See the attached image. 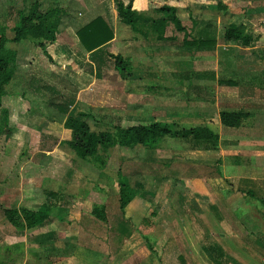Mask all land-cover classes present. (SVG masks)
I'll return each instance as SVG.
<instances>
[{
	"label": "crops",
	"instance_id": "obj_1",
	"mask_svg": "<svg viewBox=\"0 0 264 264\" xmlns=\"http://www.w3.org/2000/svg\"><path fill=\"white\" fill-rule=\"evenodd\" d=\"M148 1L131 0L132 8L153 18L164 16L150 9ZM197 1L206 2L190 0L186 8ZM57 4L64 12L56 33L58 43L51 52L58 58L72 59L80 74L52 69L30 43L11 47L16 50V63L0 107V111L2 108L8 111L10 128L0 144V200L6 202L0 206V230L6 228L9 232L6 241L0 244L5 250L0 264H188L184 257L189 252L191 262L198 264L199 250L211 264H258L259 253L253 252V248L264 251V234L256 238L251 234L264 233V137L260 140L250 137L255 133L252 125H256V112L249 111L237 127L222 126L219 117L211 120L218 128L217 149L185 150L183 160L196 171L166 176L172 188L164 197L150 190L148 182L144 187L140 180L131 186L134 195L123 212L119 207L118 186L117 193L99 187L104 191L92 194L90 184L83 196L78 195V177H83L77 175V166L89 159L77 157L65 144L71 132L64 127V121L67 116L78 117L80 111H86L84 100L90 85L98 80L96 77L105 64L111 62L106 53L112 52L116 25L124 33L127 29L132 31L131 35L118 39L117 51L130 63L127 71H118L123 80L130 75L138 81L157 80L155 73L170 72L173 59L167 47L162 49L152 44L156 33L149 23H139L134 30L121 22L113 0H57ZM96 18L105 21L113 37L87 51L79 42L77 31ZM158 61L163 62L159 69L154 64ZM237 85L236 82L231 88ZM63 86L67 88L65 91ZM46 93L50 94L49 98ZM236 97L226 101L217 113L221 110L248 113L242 107L232 108L231 103L256 105L252 97L245 100ZM68 100L72 104L62 114V103ZM212 101L216 107L220 104ZM168 104L169 101L163 104L165 118L174 111H170ZM232 131L233 141L225 143L222 133ZM145 160L158 161L155 152L145 156ZM94 169L91 171L94 183L103 179L101 185L110 187L111 178L101 171L103 168ZM48 192L58 195L49 197ZM87 199L96 202L90 211L76 208L77 202ZM42 204L51 208L48 221L31 228L12 225L2 212L4 208L36 210ZM94 206L103 209L104 221L92 213Z\"/></svg>",
	"mask_w": 264,
	"mask_h": 264
},
{
	"label": "rangeland",
	"instance_id": "obj_2",
	"mask_svg": "<svg viewBox=\"0 0 264 264\" xmlns=\"http://www.w3.org/2000/svg\"><path fill=\"white\" fill-rule=\"evenodd\" d=\"M35 1L39 3L40 9H45L50 3L52 4L50 0H0V27H5L3 29L5 36H13L11 28L17 20L19 11L26 12ZM216 1L218 0H206L210 3L209 5L206 2L199 4L197 1L198 3H192L189 9L185 8L177 12L183 25L188 29L191 27L190 16L197 20H209L216 26L217 36L219 34L220 39L217 38V44L213 51L189 53L181 49L180 43L183 32L175 31L172 24L168 22L165 35L174 36L175 39L166 42L156 39L152 41V44L162 49L167 47L169 52L172 53L173 61L170 72L167 70L166 73L159 74V71H157L155 73L157 80L152 78L146 81H138L136 77L131 75L123 80L114 68L112 60L105 64L100 70V76L96 77L98 80L90 85L88 96L85 100L83 99L87 104L83 107V110L93 114V119L88 120V124L93 131H114L113 125L115 124L126 127L133 124L148 123L153 119L167 120L168 123L176 124L179 128L206 122L213 125L215 122L211 120L218 118L217 109L224 108L226 101H230L232 96H237L236 98L241 100H245L247 97L248 99L253 98L257 106L242 105L241 103H231L232 105H230L232 108L242 107V109L248 110V115L249 111L253 114L256 112L254 115L257 120L254 121L256 125H252L255 128V130L253 129L255 133L250 137L255 140L264 137V0H225L226 3L220 0L224 9L217 8L214 5ZM120 24L126 26L123 23ZM229 25L242 26L245 33L251 35L253 40L249 46H242L240 42L226 43L222 39L223 30ZM127 30L124 33L116 25L115 40L111 45L113 53H119L117 47L120 36L127 37L132 34L131 30ZM16 44L10 41L4 43L7 47H13ZM36 49L40 52L38 48ZM43 60L46 62L45 58ZM154 64L155 67H158L157 69L163 66V62L160 63L159 61ZM84 67L85 71H88L87 65ZM59 70L68 73L62 68H59ZM59 77L61 76L59 75ZM218 77L233 78L238 85L231 88V86L219 84ZM128 80L129 82H127ZM152 81H155L156 84L151 85ZM188 82L199 86L198 89L189 86ZM61 88L63 91L67 89L65 86ZM45 95L48 98L50 96L49 93ZM196 95L203 96V99L194 100L193 98ZM212 99L214 102L217 100L220 104L216 107ZM166 101H169L168 105L172 108L170 111H174L169 112V115H167L169 117L165 118L163 104ZM196 102L201 103L202 106L196 104ZM196 107L199 108L193 111L192 109ZM205 107L211 108V110L202 111ZM253 119L251 118V121ZM4 133L7 134L8 132L5 131ZM4 133L0 134V144L3 142L1 139ZM222 136L224 142L228 143L233 141L232 138L235 137V134L232 131L231 133H222ZM202 146L203 144H195L190 139L163 136L158 139V143L155 145L154 152L158 161H146L147 150L139 146L131 148L115 146L99 149L98 154L104 160V165L100 166L91 159L85 161L86 163L78 164L77 175H81L83 178L78 177L77 193L83 196L84 189L88 188L90 184L93 185L92 194L104 191L99 187L105 188L108 193H117L115 188L118 186L117 172L119 171L121 176L128 177L127 180L130 182H128L130 186H135L136 182L140 180L145 187V182L146 184L148 182L147 185L150 190H155L157 195L164 197L171 192L172 188L171 185H168L169 182L166 181V176L170 174L180 176L181 173L190 170L196 171L195 167L184 161L185 153L183 152L187 149ZM161 159L162 161H159ZM94 167L103 168L101 171L111 178H109L110 187L106 189V185H101L103 179H100L101 183H94V177L92 178L91 175V171L95 170ZM139 174H143L142 177ZM89 176L92 178L91 180H88L87 177ZM84 177L87 180H84ZM142 188L141 185L140 189L142 190ZM5 203L4 199L0 200L1 207L5 206ZM95 204V199L93 201L89 199L86 201L81 200L76 203V208L90 211ZM152 204L154 203L152 202ZM258 205L260 206L259 203H257ZM3 221L4 219H1V222L5 223ZM110 221L113 223L112 218H110ZM8 233L6 228L0 230V244L6 241V234ZM262 234L264 233L258 231L251 234V236L256 238ZM190 250L196 253L193 248ZM4 251L3 248H0V257L3 256ZM198 252L201 256L198 257V264H211L200 250ZM253 252L259 253L257 262L261 264L260 259L264 257V251L253 248ZM190 254V252L189 255L187 253L184 259L185 261L189 260L188 264H195L189 259ZM195 258L197 259V257ZM224 264L233 263L224 262Z\"/></svg>",
	"mask_w": 264,
	"mask_h": 264
},
{
	"label": "trees",
	"instance_id": "obj_3",
	"mask_svg": "<svg viewBox=\"0 0 264 264\" xmlns=\"http://www.w3.org/2000/svg\"><path fill=\"white\" fill-rule=\"evenodd\" d=\"M45 9L39 8L37 1L33 2L26 12L19 11L17 20L12 26V37L5 36L0 27V106L1 98L5 94V86L11 80L16 63V50L4 45L5 42L12 43L27 42L34 48H38L51 68H62L70 74L79 75L80 69L72 59H62L56 57L51 49L58 43L56 33L63 8L56 4V0H50ZM190 0H149L148 6L156 13L163 14L160 18H153L132 8L129 0L124 3L122 0H113L114 7L121 22L137 30L139 23H149L156 33V39L160 41L174 40V36H166L165 30L170 22L177 32H183L181 39V49L189 52L213 51L217 43V29L209 20H197L190 16L191 27L188 29L183 25L177 12L186 8V2ZM219 9H224L220 0L214 4ZM187 9V8H186ZM77 36L81 45L87 50L105 44L112 39L113 34L109 26L102 18H96L89 24L77 31ZM222 39L226 43L240 42L242 46H249L253 38L245 33L242 26L229 25L224 28ZM107 57L112 60L114 68L119 71H127L130 63L119 53L107 52ZM212 74V73H211ZM197 75V74H195ZM186 76V74H185ZM218 83L232 86L236 82L232 78H218ZM188 85L198 89L199 86L188 82ZM194 100H202L203 96L196 95ZM62 103V114H66L72 100ZM67 116L64 127L71 132L70 139L65 144L74 151L75 155L82 159H91L98 165H104V160L99 156V149H107L115 146L131 148L139 146L147 150L148 156L154 153L158 139L163 136L190 139L195 144H203L204 149H217L218 134L217 128L209 123L189 125L179 128L176 124L160 121L149 123L133 124L122 127L113 125L114 131H93L88 120L93 119V114L89 111H80L77 115ZM247 116L241 110H221L218 113L220 124L224 127H237L242 119ZM9 132L8 111L1 109L0 114V134ZM119 207L123 212L124 207L134 195V190L128 183L127 178L117 172ZM49 197H56L58 194L48 192ZM103 209L94 206L92 213L96 218L104 221ZM7 221L16 227L31 228L47 223L51 208L48 204H42L38 209H2Z\"/></svg>",
	"mask_w": 264,
	"mask_h": 264
},
{
	"label": "built area",
	"instance_id": "obj_4",
	"mask_svg": "<svg viewBox=\"0 0 264 264\" xmlns=\"http://www.w3.org/2000/svg\"><path fill=\"white\" fill-rule=\"evenodd\" d=\"M263 262H264V259H263Z\"/></svg>",
	"mask_w": 264,
	"mask_h": 264
}]
</instances>
